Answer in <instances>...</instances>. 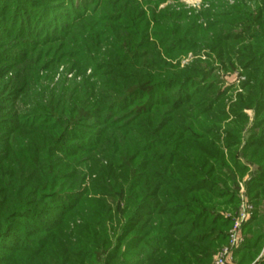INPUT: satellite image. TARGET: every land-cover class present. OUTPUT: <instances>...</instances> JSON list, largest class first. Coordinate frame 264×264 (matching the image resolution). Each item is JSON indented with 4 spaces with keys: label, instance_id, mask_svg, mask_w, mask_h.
Here are the masks:
<instances>
[{
    "label": "trees",
    "instance_id": "16d2710c",
    "mask_svg": "<svg viewBox=\"0 0 264 264\" xmlns=\"http://www.w3.org/2000/svg\"><path fill=\"white\" fill-rule=\"evenodd\" d=\"M132 2L131 8H124L128 15L120 17L125 23L107 31L115 38L112 43L126 51L124 61L111 62L109 79L91 82L86 77L40 88L42 78L32 67L25 80H19V101L33 116L0 127V264H89L85 259L92 257L100 263L107 249H115L113 258L121 257L117 264H211L227 242L233 215L217 219V213L224 208L232 213L238 209L236 179L243 170L235 163L221 165L223 171L217 177L228 200L217 204L211 199L215 196L209 197L216 184L206 182L213 173L209 164L223 163L217 149L220 141L215 139L228 116L223 110L214 112L222 93L214 92L207 104L198 105L196 97L204 92L192 89L182 94L171 87L180 89L190 71L188 67L178 70L173 64L180 55L176 53L187 51L192 44L225 56L234 46L226 50L229 37L220 34L227 33V29L222 31L225 26L194 28L197 17L190 21L181 13L162 15L167 23L156 21L154 15L150 20ZM238 7L242 14L235 18L243 30L255 32L254 42L242 51L237 49L248 62L255 59L257 50L264 53V16L261 20L246 6ZM149 23L160 27L150 34L156 43L139 46L135 41L147 39ZM192 31L200 35V43L192 41ZM177 42L179 47H171ZM262 77L255 75L259 80L245 86L252 99L249 107L254 105L259 115H264ZM243 105L248 104L241 103L240 112L232 111L239 127L246 121ZM3 110L0 107V115ZM124 113L130 122L117 120ZM88 126L99 131L93 140L71 134ZM255 126L264 131V116L256 119ZM68 135L72 148L59 147ZM252 136L257 137L258 132ZM253 139L251 153L259 154L264 137ZM113 162L119 163L117 169L130 172L121 178L125 188L117 187L115 177L104 178L115 168ZM103 163L106 171H99ZM84 165L86 172L100 174L90 188L83 186ZM260 169L246 184L254 209L242 225L244 241L235 251L236 264H264V256L255 261L264 241V163ZM62 193L71 195L63 199ZM116 195L124 201L120 230L112 224L120 220L113 218L106 200ZM47 203H54L59 212L50 214L55 222L40 224L39 214ZM207 226L212 230L200 232ZM120 242L122 250L117 247Z\"/></svg>",
    "mask_w": 264,
    "mask_h": 264
},
{
    "label": "rangeland",
    "instance_id": "374dc122",
    "mask_svg": "<svg viewBox=\"0 0 264 264\" xmlns=\"http://www.w3.org/2000/svg\"><path fill=\"white\" fill-rule=\"evenodd\" d=\"M132 1L0 0V107L4 109L0 115V127H9L20 119L23 120L27 116H33L26 112L24 105L20 103L19 99L22 95L18 91L19 80L21 78L20 82L25 80L24 78L30 74L32 67L38 69V73L42 78L39 83L40 88H51L61 81L73 79L81 81L86 77H89L91 82L93 80L103 81L104 79H109L110 75L108 74L113 71L110 67L111 62L117 61L121 63V61H124L123 58L126 52L112 43L113 41L115 42V38L109 29L125 23L120 17L123 14L124 16L128 15L125 14L124 8H131ZM134 2L138 4L142 15L150 20L152 15H154L156 21L162 22L165 21L161 17L164 14L168 17L172 13H181L190 21L191 18L197 17L192 22L194 28L200 26L209 28L225 26L222 31L227 29V33L220 34L221 36L227 35L229 37V46L226 50L228 48L231 49L232 46H234V49L225 56L223 54L219 56L215 51L202 47V45L192 46V44L189 46L190 49L185 52H175L180 55L173 61V64L177 66L178 70L188 67L190 71L187 74L189 76L188 79L181 84V88L171 87V91L179 90L178 93L187 94L194 89L193 92H204V95H197L196 97L198 105H201L202 102L208 103V96H213L214 92L219 91L222 93V100L218 108L214 109V112L223 110L228 116L223 120L221 119L223 124L215 139L220 141L217 149L219 148L223 156V163L217 164L214 162L211 165L209 164V167L213 169V173L209 179H206V182L207 184H210L209 182L216 184L215 187L211 188L212 191L209 197L215 196V198L211 199L216 204L228 200V197L224 195L225 188L220 183L221 179L217 177V174L223 171L222 164L230 167L235 163L236 166L243 170V174H238L236 179L239 199L238 209L241 199L251 204L246 192V184L249 182L251 175L255 174L258 168L260 169L262 166V163H264V158L262 157L264 147L259 150V154H254L251 152L255 147L251 146V144L254 142L253 138L259 140L264 137V131L261 130V127L255 126L256 119L264 115L263 113L259 115V113L254 112V105L252 108L249 107L252 104V99L248 97L249 89H245V86L248 81L253 83L259 80L255 78V75L258 78L264 77V53L257 50L255 59L248 62L245 57L240 55L242 54L240 52L244 50L247 44L254 42L252 36L255 35V32L243 30V24L235 17L242 14L238 6L243 5L247 7V10L254 17L263 18L264 0H134ZM262 18L261 20H263ZM167 21L165 22L167 23ZM225 21L232 23L224 25L223 22ZM148 29L147 39L144 36L135 41L136 44H140L139 46H143L147 42L156 43V37L150 34H153V32L157 33L160 27L149 23ZM107 31L110 32L107 33ZM190 34L194 35V32L192 31ZM199 40V34L194 35L192 38L195 43H200ZM202 43L206 42L203 41ZM179 46L177 42L171 47L176 48ZM240 46L243 49H240ZM139 48V51L143 50L141 47ZM237 49L241 51L239 52ZM252 74L253 76L251 77ZM177 95L180 98V95ZM239 99H244L241 101L242 104H248L246 106L243 105L245 108L242 112L246 115L243 127L237 126L236 122H239V120L233 117V112L242 110L241 106H239L241 103L237 104ZM261 99L263 100L264 96ZM142 100L143 102L149 101L147 98H142ZM262 103L264 104V101ZM117 120L127 123L131 119L128 113H124L119 115ZM255 127L257 131H254ZM92 128V126L76 128L71 134L74 136L79 135L83 139L89 138L93 140L99 134V131ZM228 130H234L236 133L229 134ZM252 132H258V136H252ZM70 136L68 135L64 138L58 146L71 149ZM229 144L234 145L228 146ZM112 164L115 168L113 167L109 171L111 174L105 175L104 178L107 176L115 177L118 179L117 187L120 189L125 188L126 185L123 184L121 178L130 176V172L125 168L117 169L118 162H113ZM105 166L106 164L103 163L99 171H106L104 170ZM85 168H87L85 165L82 166V171L85 174L83 186L90 188L99 173L98 171L86 172ZM241 186L243 187V193L239 191ZM113 190L115 191L117 188L113 187ZM68 194L71 195L70 193ZM68 194L62 193L61 197L66 199L64 196L66 197ZM241 194H243L242 197L240 196ZM106 200L111 206L113 218L120 220L119 222L113 220L112 224L119 227L120 230V225L124 222L121 216L124 208L123 198L116 195L114 198L107 197ZM55 206L54 203L46 204L45 211L39 214L40 224L42 221L46 222V224L55 222V219L51 216H54L56 211L57 213L59 212L55 209ZM252 208L254 209L253 205ZM238 209L234 213L228 208L219 209L217 219L231 215L234 218ZM252 213L253 211L250 217ZM210 230L212 229L207 226L200 232ZM117 232L116 228L114 233ZM7 240L12 241V238L8 237ZM114 244L113 242V247ZM226 244L227 242L222 247L226 246ZM117 247L122 250V242ZM235 251L233 253V264H236ZM114 255L115 249L113 251L107 249V255L101 258L102 263H98L99 261L94 257L89 260L85 259V263L117 264L121 257L113 258ZM263 256L264 241L255 261ZM212 262L213 258L211 264Z\"/></svg>",
    "mask_w": 264,
    "mask_h": 264
},
{
    "label": "built area",
    "instance_id": "2783aa9c",
    "mask_svg": "<svg viewBox=\"0 0 264 264\" xmlns=\"http://www.w3.org/2000/svg\"><path fill=\"white\" fill-rule=\"evenodd\" d=\"M239 191L243 193L242 186ZM240 196L242 197L243 194ZM252 209L251 204L241 199V204L228 232L227 244L213 256L212 264H233V253L239 247V244L244 241L242 225L249 220Z\"/></svg>",
    "mask_w": 264,
    "mask_h": 264
}]
</instances>
